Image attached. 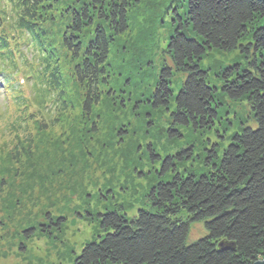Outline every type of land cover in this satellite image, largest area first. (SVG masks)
I'll use <instances>...</instances> for the list:
<instances>
[{
  "label": "trees",
  "instance_id": "1",
  "mask_svg": "<svg viewBox=\"0 0 264 264\" xmlns=\"http://www.w3.org/2000/svg\"><path fill=\"white\" fill-rule=\"evenodd\" d=\"M134 1L0 0L3 90L17 107L31 106L53 123L55 115L67 111L65 77L45 30L54 13L68 21L61 45L75 62L72 76L84 87L82 111L89 115L100 101L101 87L108 83L110 48L128 31V11ZM186 2L166 47L172 66L162 69L152 107L172 106L173 126L202 130L218 121L220 98L246 100L256 126L234 134L221 157L212 150L213 160L205 174L174 173L169 181H159L148 195L146 209L138 210L133 219L117 211L97 215L103 235L85 244L73 264H253L264 260V0ZM55 8H60L59 13ZM235 50L247 65L228 68L218 92L201 62L209 51ZM172 69L185 75L174 95ZM19 75L28 83L29 94L15 84ZM171 159L165 160L164 167ZM192 223H203L207 234L187 245ZM55 224L57 229L62 226Z\"/></svg>",
  "mask_w": 264,
  "mask_h": 264
},
{
  "label": "rangeland",
  "instance_id": "2",
  "mask_svg": "<svg viewBox=\"0 0 264 264\" xmlns=\"http://www.w3.org/2000/svg\"><path fill=\"white\" fill-rule=\"evenodd\" d=\"M186 1L131 4L128 31L111 45L108 83L89 115L82 111L84 87L72 76L75 62L61 45L68 21L54 13L45 30L65 77L67 111L53 123L31 106L17 107L0 73V264H73L103 235L97 215L117 211L133 219L159 181L205 174L212 150L221 157L234 134L255 128L246 100L220 98L218 121L202 130L173 126L172 106L152 107L162 69L172 66L166 47ZM235 65H247L238 50L209 51L200 67L222 92V74ZM171 71L174 95L185 75ZM16 83L30 93L21 75ZM206 234L203 223L190 224L187 245Z\"/></svg>",
  "mask_w": 264,
  "mask_h": 264
},
{
  "label": "water",
  "instance_id": "3",
  "mask_svg": "<svg viewBox=\"0 0 264 264\" xmlns=\"http://www.w3.org/2000/svg\"><path fill=\"white\" fill-rule=\"evenodd\" d=\"M224 246V243H220L219 244V247L222 248ZM253 264H264V260H259V261H256L254 262Z\"/></svg>",
  "mask_w": 264,
  "mask_h": 264
},
{
  "label": "snow or ice",
  "instance_id": "4",
  "mask_svg": "<svg viewBox=\"0 0 264 264\" xmlns=\"http://www.w3.org/2000/svg\"><path fill=\"white\" fill-rule=\"evenodd\" d=\"M225 243H228V241H227V239H225V241H224Z\"/></svg>",
  "mask_w": 264,
  "mask_h": 264
}]
</instances>
